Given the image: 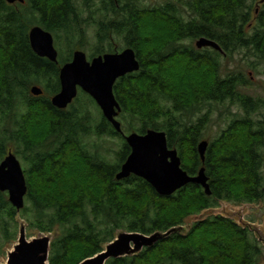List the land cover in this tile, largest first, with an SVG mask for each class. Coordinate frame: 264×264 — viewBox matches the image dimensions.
<instances>
[{
  "label": "trees",
  "instance_id": "obj_1",
  "mask_svg": "<svg viewBox=\"0 0 264 264\" xmlns=\"http://www.w3.org/2000/svg\"><path fill=\"white\" fill-rule=\"evenodd\" d=\"M84 5L0 0V163L12 151L27 185L20 212L0 191V257L17 240L18 216L28 232L54 234L48 264H79L102 252L120 231L165 233L221 202L254 204L264 198V127L250 115L258 102L240 90L248 83L243 74L220 75V59L243 50L264 62V0H102L93 6L84 0ZM34 26L53 35L57 63L32 50ZM89 28L95 41L87 51ZM201 37L222 52L187 43ZM125 48L135 51L140 69L114 85L122 131L164 132L188 175L205 168L211 195L190 183L163 197L135 175L117 180L131 150L95 101L79 90L67 109L52 105L61 88L60 69L75 50L91 59ZM33 86L43 94L33 96ZM226 103L245 115L206 140L203 162L198 145L205 140L210 108ZM263 258L264 247L248 228L217 215L106 264H261Z\"/></svg>",
  "mask_w": 264,
  "mask_h": 264
},
{
  "label": "water",
  "instance_id": "obj_2",
  "mask_svg": "<svg viewBox=\"0 0 264 264\" xmlns=\"http://www.w3.org/2000/svg\"><path fill=\"white\" fill-rule=\"evenodd\" d=\"M8 4L25 3V0H6ZM32 50L41 58H47L56 63L58 52L50 32L40 26H34L29 32ZM210 47L222 52L219 45L205 37L196 42V48ZM140 69L136 53L126 48L118 53H105L88 61L87 55L81 50L73 53L71 62L60 69V91L51 98L54 107L65 110L77 98L79 90L89 95L99 107L103 117L114 127L117 133L124 136L130 148V154L117 180L135 175L148 182L160 196H170L187 184L194 183L203 187L207 195H211L205 168H201L196 176H190L181 167V159L176 149H170L164 132L148 130L144 134L131 132L124 134L118 116L121 106L114 94V85L120 78ZM35 97L41 96L43 90L33 86L30 90ZM208 141L203 140L198 145L202 161L208 148ZM0 191L7 192L9 202L20 212L25 205L27 185L22 165L18 158L9 151L0 163ZM185 232L183 227L172 228L165 233L156 232L144 235L136 232H118L116 238L107 244L104 250L79 264H106L110 259L131 257L145 248H150L159 240L171 233ZM52 238L40 235L28 238L27 228L20 224L17 243L8 252L6 264H48Z\"/></svg>",
  "mask_w": 264,
  "mask_h": 264
},
{
  "label": "rangeland",
  "instance_id": "obj_3",
  "mask_svg": "<svg viewBox=\"0 0 264 264\" xmlns=\"http://www.w3.org/2000/svg\"><path fill=\"white\" fill-rule=\"evenodd\" d=\"M101 1L102 0H89V4L92 6L95 4L100 5ZM77 2L80 6L85 8L84 0H77ZM162 2L163 0H144V3L147 4ZM88 34V41L90 44L87 45V51L90 50L92 46L91 44L95 41L94 33L90 32ZM196 41L197 40L193 42L187 41V43L195 46ZM118 47L119 46H117V48ZM84 52L88 55L86 51ZM230 73H240L247 78V85L243 86L240 90L247 96L251 97L255 103L258 102V104H255L259 107L258 111H251L250 115L255 122H260L261 126L264 127V62L252 53L243 50L239 53H235L231 58L220 59V75L225 77ZM244 112L245 111L241 107L230 103H226L224 105L214 104L213 107L210 108V124L207 128L205 140H210L217 136L222 129L227 127L233 117L244 116ZM112 149H116V147L112 146ZM217 215L231 218L240 226L248 228L253 236H255V238L260 242L261 246L264 247V198L254 204L236 205L230 202H221L220 205L214 209L205 210L196 216L188 218L183 225V228L186 231L198 220H203L207 217ZM17 222L18 224L24 223L27 227L26 221L20 216H18ZM27 235L28 238H34L40 235H48L51 238L54 237L53 233L46 234L37 230H31L30 232L27 231ZM16 243L17 240L6 249L5 254L0 257V264L7 263L8 252L13 249ZM261 264H264V258Z\"/></svg>",
  "mask_w": 264,
  "mask_h": 264
},
{
  "label": "flooded vegetation",
  "instance_id": "obj_4",
  "mask_svg": "<svg viewBox=\"0 0 264 264\" xmlns=\"http://www.w3.org/2000/svg\"><path fill=\"white\" fill-rule=\"evenodd\" d=\"M33 28V27H32ZM42 28V27H41ZM42 29H44V28H42ZM31 30V29H30ZM45 30V29H44ZM45 31H47V30H45ZM30 32V31H29ZM47 32H49V31H47ZM90 32H93L94 33V30H93V28H89L88 29V33H90ZM53 36V35H52ZM53 39H54V37H53ZM54 45H55V40H54ZM56 48V47H55ZM126 49V48H125ZM56 50H57V52H58V49L56 48ZM77 50H80V49H77ZM124 50V49H123ZM122 50V51H123ZM76 51V50H75ZM74 51V52H75ZM82 51V50H81ZM122 51H120V52H122ZM73 52V53H74ZM84 52V51H83ZM116 53H118V52H116ZM58 55H59V52H58ZM87 55V54H86ZM73 56V55H72ZM47 59V58H46ZM73 59V58H72ZM87 59H88V61H91L93 58H91V59H89V57H88V55H87ZM58 60V59H57ZM71 62V61H70ZM57 63V62H56ZM61 86V85H60Z\"/></svg>",
  "mask_w": 264,
  "mask_h": 264
}]
</instances>
